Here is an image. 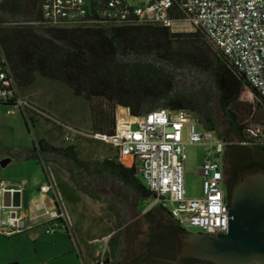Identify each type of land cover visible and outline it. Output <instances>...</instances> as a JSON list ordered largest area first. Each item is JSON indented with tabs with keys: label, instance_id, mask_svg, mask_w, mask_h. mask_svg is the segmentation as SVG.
Returning <instances> with one entry per match:
<instances>
[{
	"label": "trees",
	"instance_id": "1",
	"mask_svg": "<svg viewBox=\"0 0 264 264\" xmlns=\"http://www.w3.org/2000/svg\"><path fill=\"white\" fill-rule=\"evenodd\" d=\"M40 5L41 0L0 2V48L19 95L37 75L59 81L86 101L87 131L92 133L113 132L117 106L132 115L157 108L185 110L199 128L226 142L224 160L233 157L234 172L264 169V100L202 30L148 22L51 25L42 20ZM170 16L174 21L184 18L175 5ZM246 93L253 100L243 98ZM18 111L31 123L41 117L49 120L29 106ZM250 127L258 128L256 136L248 134ZM0 155L16 162L35 161L45 176V164L63 171L75 189L106 204L116 219L125 220L132 198L136 206L138 200L152 197L136 164L124 165L115 150L101 159L82 158L70 140L56 145L39 138L31 146L0 145ZM154 208L167 215L165 223L160 214H151ZM144 215L151 224L143 248L125 256L116 226L107 239L108 261L103 264H151L173 246V230L185 232L159 204ZM56 223L58 232L71 235L63 219ZM188 264H196L195 259Z\"/></svg>",
	"mask_w": 264,
	"mask_h": 264
},
{
	"label": "built area",
	"instance_id": "2",
	"mask_svg": "<svg viewBox=\"0 0 264 264\" xmlns=\"http://www.w3.org/2000/svg\"><path fill=\"white\" fill-rule=\"evenodd\" d=\"M1 2V0H0ZM175 5L184 14L179 20L199 28L229 62L242 72L248 84L264 100V0H147L134 4L127 0H41L42 20L51 25L62 23L148 22L172 27L175 22L170 9ZM0 102L14 109L29 106L52 121L50 115L30 106L19 95L8 73L7 62L0 48ZM77 135L107 142L118 155L128 157V166L136 164L143 183L152 192L151 206L161 205L181 228L218 233L227 229V204L224 192V141L212 138L209 130L198 127L185 110L157 108L142 115H132L117 106L111 134L88 132L69 127ZM254 137L258 128L250 127ZM71 138L65 134L64 141ZM186 143L203 146L199 169L200 194L188 197L183 189V148ZM241 141V144H245ZM40 190H53L46 179ZM3 190L18 192L19 186L0 182ZM17 205H0V234L10 235L28 230L16 213ZM64 220L62 211L54 209L44 222V232H58L56 220ZM71 234V233H70Z\"/></svg>",
	"mask_w": 264,
	"mask_h": 264
},
{
	"label": "rangeland",
	"instance_id": "3",
	"mask_svg": "<svg viewBox=\"0 0 264 264\" xmlns=\"http://www.w3.org/2000/svg\"><path fill=\"white\" fill-rule=\"evenodd\" d=\"M127 1L140 4L147 0ZM172 29L189 31L192 30V27L187 21H178L172 25ZM20 94L28 102L35 106L38 105L37 107L40 110L50 115L52 121L41 117L31 123L29 120H24L22 114L17 109H14L13 113H7L6 110L8 108L6 105L0 104L1 146H31L33 140L39 138H43L52 144L61 145L65 143L63 136L67 134L71 138L70 142H73L77 146L79 155L82 158L101 159L114 153V149L107 142L77 135L71 128H68L69 126L87 131V128H89L88 107L86 101L74 96L70 89L59 81L37 75L28 89L25 88L23 92L21 90ZM243 98L253 100V95L246 93L243 94ZM212 138L215 139L216 136L212 134ZM232 138L236 139L235 137ZM203 149V146L199 143H186L183 148V189L185 195L188 197H195L200 194L201 180L197 170L203 159ZM121 161L128 164L129 158L121 157ZM21 164L24 167L27 166L23 170L30 171L29 174H33L34 171L43 173L41 164L35 161ZM14 165L15 163H9L7 170ZM50 166L49 164H45L44 168L49 174V178L55 176L56 182L58 181V185L60 184L59 193L64 201L61 202V205L65 211L66 218L71 217L79 231L78 244L81 248L82 246L87 248L85 252H99L93 258V264H101L103 261H108V258L105 257V252L108 250L107 239L116 226L120 227L121 230V240L124 245L125 256H128L131 250H137L142 229L151 224L142 212L151 207L153 202L152 197L138 200L136 206L135 198H132L127 205L125 220L116 219L112 212L107 209L106 204L98 202L93 197H90L88 193H82L75 189L63 171L61 172L59 169ZM45 181L46 179L44 178L42 182L45 183ZM30 195H34V193H29V198ZM151 214H160V220L163 223L167 220V215L157 208L152 209ZM184 229L187 231H197L191 227ZM70 233V236H74L73 238L76 240V233L73 234L74 232L71 229ZM23 235V242L19 244L22 246V250L17 254L22 258L21 261L23 262L21 264H41L39 261L41 257H46L45 262L47 264H73L71 263L73 261L72 257L70 259L67 255L50 257L46 238H42V236H47L46 233L39 234L36 238H31L30 231L26 230ZM64 238L72 246L73 241H70L66 235H64ZM92 238L94 239L93 242L87 241ZM15 261L13 254L9 255V253H6V264H16ZM3 262L5 264V261Z\"/></svg>",
	"mask_w": 264,
	"mask_h": 264
},
{
	"label": "water",
	"instance_id": "4",
	"mask_svg": "<svg viewBox=\"0 0 264 264\" xmlns=\"http://www.w3.org/2000/svg\"><path fill=\"white\" fill-rule=\"evenodd\" d=\"M11 159H0L3 167ZM19 205L18 192H0V205ZM225 232L188 231L177 235V256L211 264H264V172L240 173L230 192ZM107 262V260H106ZM103 264V263H101Z\"/></svg>",
	"mask_w": 264,
	"mask_h": 264
},
{
	"label": "crops",
	"instance_id": "5",
	"mask_svg": "<svg viewBox=\"0 0 264 264\" xmlns=\"http://www.w3.org/2000/svg\"><path fill=\"white\" fill-rule=\"evenodd\" d=\"M0 157L2 158L4 156L0 155ZM28 161L29 160L16 162L10 160L3 167L0 166L1 167L0 182L7 185H12V186L17 185L20 187L19 205H17L18 207L16 208V213L24 226H30V228L28 229L30 231V237L36 238L39 236V234L45 233L44 222L47 220L48 215L54 209L56 210V208H59L63 213L64 221L69 226L71 231L74 232L73 234L76 233L75 237L77 239L75 240L73 238L74 236L66 235L70 239V241H73L72 246H70L69 243L67 242L68 240L64 238L65 234L61 232H56L53 234L46 233L47 236H42V238H46V243L50 251L49 252L50 257L54 258L58 255H67L68 257H70V259L72 257L73 261H71V263L73 264H93L92 260L94 257L97 256L99 252L96 251L85 252L87 251V248L85 246L84 247L82 246L81 248L80 245L78 244L79 231L77 227L74 225V221H72V218L71 217L66 218L65 211L61 205L63 199L59 193V185H60V184L58 185L59 182L58 181L56 182L55 176L49 178V174L45 176L44 173L37 172L34 170H31L34 171L33 174H29L30 171H24L23 169L27 168V166L24 167L22 166L23 164L21 163H25ZM9 163H15V165L7 170V165ZM123 164L126 165L125 163ZM44 178L49 179L51 180V182H53L54 184L53 190H46V191L40 190L39 187L41 184L44 183L42 182ZM29 193H34V195H30L29 198ZM25 232L26 230L22 232L13 233L10 235L0 234V264H4L3 261H5L6 264V253L7 254L9 253V255L12 254L14 255L16 264H21L23 262L21 261L22 258L19 257L17 254H19L20 250H22L21 249L22 246L19 244L23 242L24 239L23 234ZM93 240L94 239L92 238L87 241L93 242ZM34 251H36V249H34ZM85 253L86 255H84ZM45 258L46 257L39 258L41 264H47L45 262L46 260Z\"/></svg>",
	"mask_w": 264,
	"mask_h": 264
},
{
	"label": "flooded vegetation",
	"instance_id": "6",
	"mask_svg": "<svg viewBox=\"0 0 264 264\" xmlns=\"http://www.w3.org/2000/svg\"><path fill=\"white\" fill-rule=\"evenodd\" d=\"M232 159H233V157L231 155H229V161L224 160V192H225V201H226L227 206H228V201L230 198V192L232 191L236 182L239 180L240 173H242L239 170H236V172H234V170L232 168V163H231ZM255 170H261L264 172V169H260V168L254 169V170H248L245 172H250V171H255ZM149 225L150 224H148L147 227H145L141 231L142 233L139 236L140 240H138L137 250L142 249L143 248L142 244L145 241H147V235L149 232ZM186 232H188V231L185 230V232H183V233H178L177 231L173 230L174 240H175V242L173 243V246L170 248L167 247L166 248L167 253L164 256L157 257V258L153 259L151 264H188V262L191 259H195L196 264L207 263V261H204V260L198 259V258H193L190 256H177L176 252L179 249L177 235H182ZM147 263H149V261H145L143 264H147Z\"/></svg>",
	"mask_w": 264,
	"mask_h": 264
}]
</instances>
